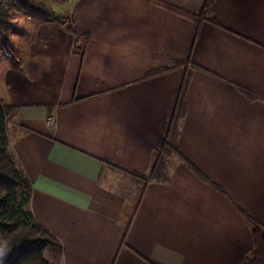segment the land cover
Here are the masks:
<instances>
[{
	"label": "crops",
	"instance_id": "obj_1",
	"mask_svg": "<svg viewBox=\"0 0 264 264\" xmlns=\"http://www.w3.org/2000/svg\"><path fill=\"white\" fill-rule=\"evenodd\" d=\"M38 1L71 29L0 0L20 19L4 20L0 98L59 264H233L252 245L239 209L264 222V0H213L219 24L198 25L149 0ZM185 66L178 145L207 180L168 156L137 199L124 170L147 166Z\"/></svg>",
	"mask_w": 264,
	"mask_h": 264
},
{
	"label": "trees",
	"instance_id": "obj_2",
	"mask_svg": "<svg viewBox=\"0 0 264 264\" xmlns=\"http://www.w3.org/2000/svg\"><path fill=\"white\" fill-rule=\"evenodd\" d=\"M11 1L19 10L57 20L71 29L67 14L56 12L41 1ZM149 1L189 17L197 25L202 20L219 24L212 14L213 0H202L201 5L194 11L180 9L162 0ZM6 15V9L0 7V43L9 50V41L3 31ZM179 62L175 61V63ZM162 69L165 68L161 67L160 70ZM190 73L191 70L185 66L179 84L171 91L162 135L148 156L147 166L144 169L124 170L131 176L132 183L137 186V199L147 182L166 181L169 178L166 165L168 156H176L195 174L207 180L202 171L183 155L178 145L179 128L185 112L183 95ZM15 114V106L0 98V264H59L61 253L59 240L37 221L30 208L31 184L15 154L13 138L8 129L9 124L14 123ZM239 210L249 227L252 245L233 264H264V222L242 209Z\"/></svg>",
	"mask_w": 264,
	"mask_h": 264
},
{
	"label": "built area",
	"instance_id": "obj_3",
	"mask_svg": "<svg viewBox=\"0 0 264 264\" xmlns=\"http://www.w3.org/2000/svg\"><path fill=\"white\" fill-rule=\"evenodd\" d=\"M0 50L6 56H11L12 55L11 52L7 49V47L4 44H2V43H0ZM46 121L49 122V123H53V116L47 117Z\"/></svg>",
	"mask_w": 264,
	"mask_h": 264
},
{
	"label": "rangeland",
	"instance_id": "obj_4",
	"mask_svg": "<svg viewBox=\"0 0 264 264\" xmlns=\"http://www.w3.org/2000/svg\"><path fill=\"white\" fill-rule=\"evenodd\" d=\"M10 1V0H9ZM13 3V2H12ZM12 11L13 10H10V13L8 12V15H7V17H9L10 19H12V20H20L19 19V16H14V14H12ZM5 55V54H4Z\"/></svg>",
	"mask_w": 264,
	"mask_h": 264
}]
</instances>
